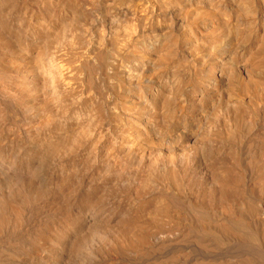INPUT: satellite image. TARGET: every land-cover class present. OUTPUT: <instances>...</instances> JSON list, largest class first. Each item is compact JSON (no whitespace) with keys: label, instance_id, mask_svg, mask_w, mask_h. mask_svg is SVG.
Returning a JSON list of instances; mask_svg holds the SVG:
<instances>
[{"label":"bare ground","instance_id":"6f19581e","mask_svg":"<svg viewBox=\"0 0 264 264\" xmlns=\"http://www.w3.org/2000/svg\"><path fill=\"white\" fill-rule=\"evenodd\" d=\"M130 3L0 0V264H264V34L128 62Z\"/></svg>","mask_w":264,"mask_h":264},{"label":"rangeland","instance_id":"374dc122","mask_svg":"<svg viewBox=\"0 0 264 264\" xmlns=\"http://www.w3.org/2000/svg\"><path fill=\"white\" fill-rule=\"evenodd\" d=\"M129 7L136 16H141L142 24L133 38L134 41L130 43V51L134 52L126 60L131 62L136 55L146 53L155 45V51L158 50L168 57L170 66L183 65L186 74L189 67L194 65L200 66L206 72L210 68L215 72L219 71L221 64L229 57L235 61L239 59V54L245 52L244 46L249 38L264 34V0H131ZM193 12L196 14L193 15ZM67 60L64 58L60 63L64 72L70 71ZM137 92L131 91L128 96V100H134V104L126 103L123 107H138V100L135 98L139 99L140 91Z\"/></svg>","mask_w":264,"mask_h":264}]
</instances>
